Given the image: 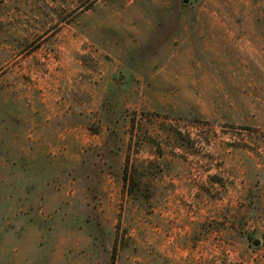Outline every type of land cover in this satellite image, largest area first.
Here are the masks:
<instances>
[{"label": "rangeland", "instance_id": "rangeland-1", "mask_svg": "<svg viewBox=\"0 0 264 264\" xmlns=\"http://www.w3.org/2000/svg\"><path fill=\"white\" fill-rule=\"evenodd\" d=\"M0 264H264V0H0Z\"/></svg>", "mask_w": 264, "mask_h": 264}, {"label": "trees", "instance_id": "trees-1", "mask_svg": "<svg viewBox=\"0 0 264 264\" xmlns=\"http://www.w3.org/2000/svg\"><path fill=\"white\" fill-rule=\"evenodd\" d=\"M124 181H125V187L128 190L130 196H134L135 195V189L137 188L135 185L136 183H135V181H133L127 177V172L125 173Z\"/></svg>", "mask_w": 264, "mask_h": 264}, {"label": "water", "instance_id": "water-1", "mask_svg": "<svg viewBox=\"0 0 264 264\" xmlns=\"http://www.w3.org/2000/svg\"><path fill=\"white\" fill-rule=\"evenodd\" d=\"M183 3H184V4L189 3V0H183ZM122 80H123V76H121V77L119 78V81H122ZM253 245L256 246V247H258V246L260 245V242H259V241H255V242H253Z\"/></svg>", "mask_w": 264, "mask_h": 264}]
</instances>
